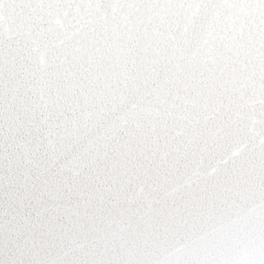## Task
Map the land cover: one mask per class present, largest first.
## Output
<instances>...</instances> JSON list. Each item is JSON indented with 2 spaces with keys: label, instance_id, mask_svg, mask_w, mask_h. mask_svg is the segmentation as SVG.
<instances>
[{
  "label": "snow or ice",
  "instance_id": "snow-or-ice-1",
  "mask_svg": "<svg viewBox=\"0 0 264 264\" xmlns=\"http://www.w3.org/2000/svg\"><path fill=\"white\" fill-rule=\"evenodd\" d=\"M0 264H264V0H0Z\"/></svg>",
  "mask_w": 264,
  "mask_h": 264
}]
</instances>
